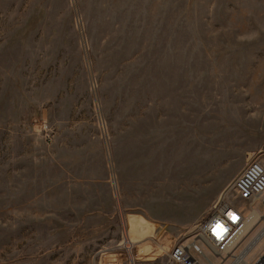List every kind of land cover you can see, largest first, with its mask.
I'll use <instances>...</instances> for the list:
<instances>
[{"label":"rangeland","instance_id":"1","mask_svg":"<svg viewBox=\"0 0 264 264\" xmlns=\"http://www.w3.org/2000/svg\"><path fill=\"white\" fill-rule=\"evenodd\" d=\"M257 153L264 0H0V264H168Z\"/></svg>","mask_w":264,"mask_h":264},{"label":"built area","instance_id":"2","mask_svg":"<svg viewBox=\"0 0 264 264\" xmlns=\"http://www.w3.org/2000/svg\"><path fill=\"white\" fill-rule=\"evenodd\" d=\"M232 188L241 202L217 204L216 210L196 226L190 241H178L167 251L168 264H225L229 256L231 262L228 264H264V248L258 250L250 261L245 260L264 238V230L258 231L241 252L231 255L255 211L248 205L259 203L264 206V154L257 153L249 158L235 176ZM122 244L120 257L111 264H154V260L136 257L131 251V244ZM211 256L217 261H211Z\"/></svg>","mask_w":264,"mask_h":264},{"label":"bare ground","instance_id":"3","mask_svg":"<svg viewBox=\"0 0 264 264\" xmlns=\"http://www.w3.org/2000/svg\"><path fill=\"white\" fill-rule=\"evenodd\" d=\"M180 180V179H179ZM179 182L180 181H177V182H173L171 185H172V187H171V189H174L175 191H174V193H172L173 195H171L170 194V196H168L169 197V199L170 200H175V204H177V205H181L184 201V199H186L187 197V192L186 191H188V189H185V186L184 187H182V188H179L180 187V184H179ZM193 186V185H192ZM226 191V189L223 191V193ZM180 199H183L182 201V203H180L179 202V200ZM159 208L162 206V204L160 203V204H156ZM260 216L257 214V212L256 211H253L252 212V219L249 221V223L247 224V230H246V232L248 231V229H249V227H250V225H252V222L253 221H256L257 220V218H259ZM264 220V219H263ZM260 230H264V228L262 227L261 229H259V231ZM245 232V233H246ZM258 232V231H257ZM246 235V234H245ZM244 236V235H243ZM253 238H254V236L251 238V240H253ZM239 240H240V238H239ZM239 240L237 241V243H236V245L238 244V242H239ZM251 242V241H250ZM125 244L126 245H129V244H133L130 240H129V238H126L125 239ZM235 245V246H236ZM161 251H162V248L160 249ZM241 252V251H240ZM235 254H233L232 256H234Z\"/></svg>","mask_w":264,"mask_h":264}]
</instances>
